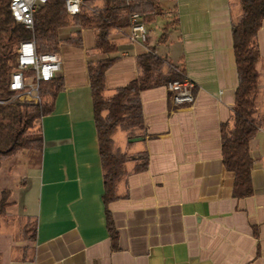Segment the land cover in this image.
Segmentation results:
<instances>
[{"label":"crops","instance_id":"crops-1","mask_svg":"<svg viewBox=\"0 0 264 264\" xmlns=\"http://www.w3.org/2000/svg\"><path fill=\"white\" fill-rule=\"evenodd\" d=\"M157 1L161 12L144 21L146 42L130 41L128 28L111 32L118 58L105 70V93L135 78L138 54L152 47L195 82L193 100L173 102L166 85L140 91L143 138L128 143L121 128L112 138L121 149L146 151L147 164L135 171L128 161L105 205L87 72L88 59L100 55L95 32L82 28L79 44L61 42V88L39 120L41 151L33 165L23 151L25 174L0 215V264H264V18L257 31L259 120L249 143L252 192L238 195L222 161L220 129L232 123L231 23L239 6L171 0L166 9Z\"/></svg>","mask_w":264,"mask_h":264},{"label":"trees","instance_id":"trees-1","mask_svg":"<svg viewBox=\"0 0 264 264\" xmlns=\"http://www.w3.org/2000/svg\"><path fill=\"white\" fill-rule=\"evenodd\" d=\"M235 2L239 13L231 23V36L237 83L233 92L232 123H223L220 129L221 153L225 168L234 174V192L247 195L252 192L253 160L249 143L259 120L256 115V62L260 55L257 31L264 18V0ZM132 11L149 21L161 12V8L157 0H84L80 11L70 14L63 0H46L34 12L33 27L26 28L11 15L8 0H0V167L7 156L29 149L41 151L39 120L50 112L61 88L60 79L54 76L40 82V103L13 96L8 82L16 67L18 42L33 38L38 52L58 50L64 41L79 44L80 29L89 27L95 32L94 47L100 54L96 59H88L87 72L102 167L104 204L116 197L115 186L129 172L128 161L134 160L135 171L145 168L146 151L132 153L121 149L114 143L112 133L121 128L128 137L142 135L140 91L157 85L167 86L169 81L183 79L185 73L149 47L137 56V76L111 94L105 93V70L118 58L117 44L110 34L115 30L123 32L128 27V15ZM10 193V188L0 190V215L10 203Z\"/></svg>","mask_w":264,"mask_h":264},{"label":"built area","instance_id":"built-area-1","mask_svg":"<svg viewBox=\"0 0 264 264\" xmlns=\"http://www.w3.org/2000/svg\"><path fill=\"white\" fill-rule=\"evenodd\" d=\"M84 0H63L65 10L74 14L80 11ZM46 0H8L13 18L26 28L34 24V12ZM127 37L133 42H146L148 29L141 14L132 11L128 15ZM16 67L11 72L8 87L13 96L34 103L41 102L40 82L53 78L61 65V56L57 50L38 52L33 38L20 40L15 48ZM175 103L191 102L194 98L195 82L185 76L167 84Z\"/></svg>","mask_w":264,"mask_h":264},{"label":"rangeland","instance_id":"rangeland-1","mask_svg":"<svg viewBox=\"0 0 264 264\" xmlns=\"http://www.w3.org/2000/svg\"><path fill=\"white\" fill-rule=\"evenodd\" d=\"M170 3H171V0H162V6L166 9H168ZM157 19L160 21L162 18L161 16H158ZM37 127H38V122L34 126V130ZM25 153H30V158H28L27 162L33 165V163H35V161L37 160L38 151L34 149H29L25 151ZM22 156H24L23 151H21L19 154L17 153L16 155H10L3 159L2 165L0 167V190L2 188H11V189L17 190V188H19V186L21 185L20 175L25 174V172H23L25 168V166L23 165L25 164H23L24 160ZM17 182H19L20 184H17ZM9 209L10 208H8V210ZM31 226L32 225L29 222L26 224V227H25L26 231H25L24 237L29 236L31 232V228H32Z\"/></svg>","mask_w":264,"mask_h":264},{"label":"water","instance_id":"water-1","mask_svg":"<svg viewBox=\"0 0 264 264\" xmlns=\"http://www.w3.org/2000/svg\"><path fill=\"white\" fill-rule=\"evenodd\" d=\"M143 137L140 136V135H137V136H132V137H129L128 138V141H135V140H139V139H142Z\"/></svg>","mask_w":264,"mask_h":264}]
</instances>
